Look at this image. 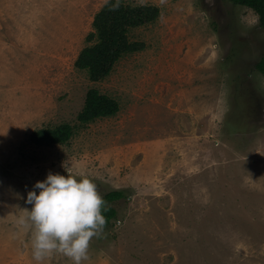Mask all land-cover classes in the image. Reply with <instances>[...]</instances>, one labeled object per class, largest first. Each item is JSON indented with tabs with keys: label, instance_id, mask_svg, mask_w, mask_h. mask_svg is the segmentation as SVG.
Segmentation results:
<instances>
[{
	"label": "rangeland",
	"instance_id": "obj_1",
	"mask_svg": "<svg viewBox=\"0 0 264 264\" xmlns=\"http://www.w3.org/2000/svg\"><path fill=\"white\" fill-rule=\"evenodd\" d=\"M108 1L0 0V264H72L36 261L18 223L28 190L64 164L126 194L82 264H264L259 15L230 0H119L160 14L131 27L142 47L93 81L79 58L100 42ZM92 88L117 108L81 121ZM67 123V141H31Z\"/></svg>",
	"mask_w": 264,
	"mask_h": 264
},
{
	"label": "clouds",
	"instance_id": "obj_2",
	"mask_svg": "<svg viewBox=\"0 0 264 264\" xmlns=\"http://www.w3.org/2000/svg\"><path fill=\"white\" fill-rule=\"evenodd\" d=\"M51 172L28 190L31 205L27 219L20 224L32 227V255L36 261L60 253L72 264L88 259L90 240L103 233L107 223V202L96 183L86 175ZM39 190V191H37Z\"/></svg>",
	"mask_w": 264,
	"mask_h": 264
},
{
	"label": "trees",
	"instance_id": "obj_3",
	"mask_svg": "<svg viewBox=\"0 0 264 264\" xmlns=\"http://www.w3.org/2000/svg\"><path fill=\"white\" fill-rule=\"evenodd\" d=\"M235 4L252 8L259 15L260 26L264 29V0H230ZM160 9L156 5L130 6L119 0H109L104 8L97 14L95 32L100 37V42L87 46L80 54L79 64L90 65V78L98 81L106 77L113 69L115 63L126 52L141 48L137 41H131L128 30L139 26L151 19L158 17ZM110 21V23H109ZM256 68L264 75V49ZM117 104L97 88H92L87 95L86 105L79 115L81 121H88L106 113L109 109H116ZM73 126L70 123L58 129L40 128L34 130L31 141L34 143L62 142L72 136ZM107 202L104 215L108 226L118 215L115 202L126 196L124 190L114 189L103 194Z\"/></svg>",
	"mask_w": 264,
	"mask_h": 264
}]
</instances>
